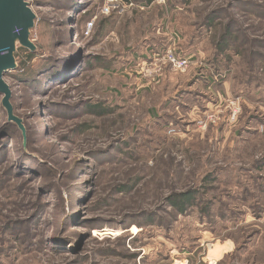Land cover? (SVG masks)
I'll use <instances>...</instances> for the list:
<instances>
[{
	"label": "rangeland",
	"instance_id": "obj_1",
	"mask_svg": "<svg viewBox=\"0 0 264 264\" xmlns=\"http://www.w3.org/2000/svg\"><path fill=\"white\" fill-rule=\"evenodd\" d=\"M27 1L36 47L4 76L25 131L0 94V264H264V0ZM167 47L190 68L148 77Z\"/></svg>",
	"mask_w": 264,
	"mask_h": 264
},
{
	"label": "water",
	"instance_id": "obj_2",
	"mask_svg": "<svg viewBox=\"0 0 264 264\" xmlns=\"http://www.w3.org/2000/svg\"><path fill=\"white\" fill-rule=\"evenodd\" d=\"M36 14L27 0H0V94L2 104L10 120L18 122L25 131L21 119L14 115L11 104V88L4 76L17 68L16 51L18 45L35 49L31 41V30L35 26Z\"/></svg>",
	"mask_w": 264,
	"mask_h": 264
},
{
	"label": "built area",
	"instance_id": "obj_3",
	"mask_svg": "<svg viewBox=\"0 0 264 264\" xmlns=\"http://www.w3.org/2000/svg\"><path fill=\"white\" fill-rule=\"evenodd\" d=\"M117 0H109V2H115ZM164 1V0H160ZM129 5H133L130 3ZM106 11L110 10V6H105ZM192 64V61L189 58L182 57L178 55L172 47H167L162 53H159L155 56L149 65L143 68V73H146L148 77L159 76L163 72V68L169 65L174 70L187 71ZM230 113L234 119L237 118L240 112V106L235 100L230 101L229 104ZM209 121H214V118H209L205 121H199L200 129L206 130L209 125Z\"/></svg>",
	"mask_w": 264,
	"mask_h": 264
},
{
	"label": "trees",
	"instance_id": "obj_4",
	"mask_svg": "<svg viewBox=\"0 0 264 264\" xmlns=\"http://www.w3.org/2000/svg\"><path fill=\"white\" fill-rule=\"evenodd\" d=\"M137 1H141V2L143 1V2H145V4H147V3H150L152 0H137ZM74 9H75V7H74ZM213 20H214V18H213ZM213 20H210L208 25H210V26L213 25ZM208 25H207V27H210ZM179 33H181V32H179ZM176 34H178V33H176ZM181 35H183V37H184V34L181 33ZM222 38L224 39L223 42L226 41V43L218 45L216 48V51L217 52L221 51L223 53V51H225V50H223L224 46L229 45L228 42L231 40L232 37H230V34L228 32V33H225V35ZM32 55H33V53H32ZM212 64H213V66H216L215 63L212 62ZM126 188L127 187L125 185H123L120 187L119 191L120 192L126 191L127 190ZM196 198H197L196 195H194L193 192H191V191L179 192V193L176 192V193L170 194L167 197V204H168V206L175 208V210L178 213L183 214V213H186L188 211V209L193 206L194 203H196Z\"/></svg>",
	"mask_w": 264,
	"mask_h": 264
}]
</instances>
